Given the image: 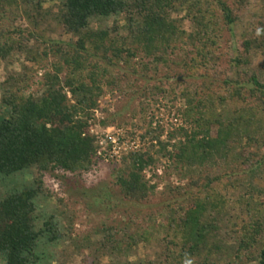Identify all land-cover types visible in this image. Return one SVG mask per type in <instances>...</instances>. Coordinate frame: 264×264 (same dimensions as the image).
I'll list each match as a JSON object with an SVG mask.
<instances>
[{"label":"trees","instance_id":"obj_1","mask_svg":"<svg viewBox=\"0 0 264 264\" xmlns=\"http://www.w3.org/2000/svg\"><path fill=\"white\" fill-rule=\"evenodd\" d=\"M21 1L33 4L39 15L45 0ZM60 1L58 22L67 33L78 36L74 46L54 41L38 56L25 45L31 34L16 39L0 28V60L15 51L30 54L26 60L34 66H40L44 58H55L40 75V94L28 90L33 68L26 65L0 84V177L33 167L38 173L30 186L16 187L0 199V257L5 264H41L47 257L46 246L62 237L53 215L41 220L37 214L43 174L60 170L81 175L98 162L89 120L108 76L101 62L127 65L140 52L157 72L159 65L169 66L168 52L179 48L182 58L173 64L182 72L175 85L161 82L150 91L167 94L171 90L184 100L185 125L168 136L176 139L172 150L164 145L160 154L179 172L187 169L196 176L185 197L166 204L154 233L142 234L147 242V235L164 233L158 259L139 258L131 264H185L186 260L191 264H264V200L249 193L231 194L244 188L247 175L264 165V155L249 150L264 145V82L256 74L242 82L239 70L248 66L251 50L264 54V11L257 21L258 37L243 40L229 60V69L238 70V78L226 76L218 84L224 58L218 50L244 0ZM16 5L18 0H0V15ZM183 12L182 18L173 17ZM109 17L123 18L126 36L121 41L113 35L115 27L90 29L92 18ZM184 19L190 23L188 31L183 28ZM217 106L222 110L218 112ZM235 147L242 151L235 152ZM152 163V156L141 151L123 159L117 184L125 199L141 203L155 193L156 185L143 176Z\"/></svg>","mask_w":264,"mask_h":264},{"label":"rangeland","instance_id":"obj_2","mask_svg":"<svg viewBox=\"0 0 264 264\" xmlns=\"http://www.w3.org/2000/svg\"><path fill=\"white\" fill-rule=\"evenodd\" d=\"M33 3L36 4L37 0H33ZM33 6L18 0V5L6 7V12L0 15V28L16 39L31 34L25 45L27 49L31 47L33 54L37 52L38 56L54 41L67 48L74 46L78 36L67 33L58 22L60 0L43 1L39 15ZM263 11L264 0H244L243 4L238 5L236 22L229 32L225 31L224 41L218 50L224 54L218 84L226 76L238 78L239 71L229 69V60L237 55L243 40L258 37L257 21ZM26 13L35 19L27 18ZM183 15L184 12L174 13L173 17L180 19ZM123 24L122 17L92 18L89 27L93 30L115 27L113 35L121 41L126 36L121 28ZM183 28L190 30L187 19L183 20ZM179 50L181 48L168 52L169 66L159 65L157 72H154L149 58L142 57L140 52L127 65L119 62L117 66H107L104 61L101 62L108 68V76L103 79V93L89 120V134L95 138L96 152L106 146L102 152L107 155L100 157L96 153L97 164L81 175L60 170L43 174V195L38 199L37 214L41 220L53 215L59 222L62 237L56 240L55 245L46 246L47 257L41 264H131L139 258L158 259L164 249L161 241L164 233L146 234L147 242L142 234L147 231L152 233L154 228H158L166 204L185 197L191 178L196 176L187 169L179 172L171 166L167 157L160 154L164 145L172 150L171 144L176 139L169 140L168 136L185 125L181 114L185 107L184 100L174 97L171 90L167 94L151 93L153 84L164 82L170 87L175 85L179 78L176 76L182 72L173 64L182 58ZM248 55V66L239 68L244 75L240 80L246 82L248 76L256 74L264 82V54L251 50ZM30 56L25 51H15L8 59L0 60V84L9 74L21 72L26 65L33 68L32 85L28 90L35 95L40 94V75L55 58H44L40 66H34L26 60ZM106 81L112 84L108 85ZM214 88L219 91L216 85ZM1 94L0 90V98ZM221 110L222 107L217 106V111ZM108 128L114 135L119 133V148L115 149L117 153L107 145ZM101 139L103 145L99 144ZM239 147H235L234 151L241 152ZM249 150L264 155V145L260 148L252 146ZM138 151L152 156L154 163L148 165L143 176L149 184L156 185L155 193L141 203L125 199L117 184V177L124 167L123 159ZM36 176L38 173L33 167L24 173L0 177V199L16 187L30 186ZM244 183V188L231 194L236 197L249 193L255 195L256 200H264V165L247 175ZM250 184L254 186L253 189H250ZM92 195L99 196L100 201H93ZM0 264H5L1 257Z\"/></svg>","mask_w":264,"mask_h":264},{"label":"built area","instance_id":"obj_3","mask_svg":"<svg viewBox=\"0 0 264 264\" xmlns=\"http://www.w3.org/2000/svg\"><path fill=\"white\" fill-rule=\"evenodd\" d=\"M110 128H108V129H106V132H107V134H106V139H107V137H108V142H107V145L109 144L110 145V148L112 149V152H118V151H115V149L118 147L119 148V146H117L119 143V141H120V137H119V133H116V135H114V133H112V132H110ZM99 144L100 145H103V140L101 139L100 141H99ZM106 147V146H105ZM105 147H103V148H100L96 153H97V155L98 156H104L105 157V155H107L106 153H104V152H102V150L104 151V150H106V149H104ZM110 157H112V155H110Z\"/></svg>","mask_w":264,"mask_h":264},{"label":"clouds","instance_id":"obj_4","mask_svg":"<svg viewBox=\"0 0 264 264\" xmlns=\"http://www.w3.org/2000/svg\"><path fill=\"white\" fill-rule=\"evenodd\" d=\"M259 34H260V30L257 31V35H259ZM185 264H191V261L190 260H186Z\"/></svg>","mask_w":264,"mask_h":264}]
</instances>
